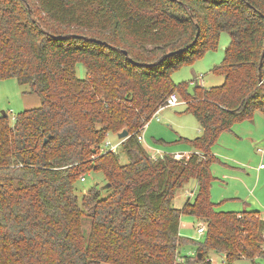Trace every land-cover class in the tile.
Returning a JSON list of instances; mask_svg holds the SVG:
<instances>
[{
  "label": "trees",
  "instance_id": "obj_1",
  "mask_svg": "<svg viewBox=\"0 0 264 264\" xmlns=\"http://www.w3.org/2000/svg\"><path fill=\"white\" fill-rule=\"evenodd\" d=\"M222 33L229 44L211 72L223 85H175L172 72L215 50ZM262 55L264 0H0V81L41 101L13 124L0 116V264L264 260L260 212H221L210 198L220 135L264 116ZM171 94L202 133L180 138L191 153L153 159L138 136ZM123 131L125 165L104 148ZM92 171L111 193L79 198L75 185ZM189 184L195 193L176 208ZM182 216L205 224L202 243L180 236ZM186 246L193 254H180Z\"/></svg>",
  "mask_w": 264,
  "mask_h": 264
},
{
  "label": "rangeland",
  "instance_id": "obj_2",
  "mask_svg": "<svg viewBox=\"0 0 264 264\" xmlns=\"http://www.w3.org/2000/svg\"><path fill=\"white\" fill-rule=\"evenodd\" d=\"M229 44V35L222 33L215 50L207 51L192 63H184L171 74L175 85L187 84L189 91L193 83L207 88L220 87L224 77L211 72L212 68L220 65L224 57V48ZM196 75V81L194 76ZM76 75L86 78L82 64L76 67ZM41 101L35 94L29 93L27 85H20L15 79L0 81V116L6 115L9 123L13 124L14 117L25 110L39 108ZM158 119V120H157ZM201 131L195 118L186 112L185 104L179 100L175 107H165L156 119H152L141 132L142 145L154 157L162 155L187 154L191 151L182 139L193 140L199 137ZM110 147L116 145L115 153L121 165L128 163L122 153L120 140L117 135L109 134L106 140ZM106 142V143H107ZM217 159L211 166L214 180L210 188L211 201L221 212H241L257 210L264 219V116L257 112L252 120L235 124L229 131L222 133L212 148ZM84 181H78L75 192L79 198L92 187L101 188V197H106L111 190L104 187L105 181L101 173L87 172ZM195 185L182 188L176 193L174 206L179 208L186 201L189 193H195ZM180 236L193 242L202 243L205 235L198 232L200 221L190 216H182ZM190 246L181 247V255L190 254ZM212 264H222L220 255H210ZM235 264H253L250 260L239 259ZM254 264H264V260H255Z\"/></svg>",
  "mask_w": 264,
  "mask_h": 264
},
{
  "label": "built area",
  "instance_id": "obj_3",
  "mask_svg": "<svg viewBox=\"0 0 264 264\" xmlns=\"http://www.w3.org/2000/svg\"><path fill=\"white\" fill-rule=\"evenodd\" d=\"M178 103H179V100H178L176 94H171V95L168 96V98L166 99L165 104H164L162 107H160V108L155 112V114L153 115L152 119H153V118L156 119L158 113H159L162 109H164L165 107H174V106L178 105ZM157 120H158V119H157ZM145 127H146V126H145ZM145 127H144V128H145ZM138 140H139L141 143L143 142V138H142L141 134L138 136ZM105 146L110 147V144L107 142V143L105 144ZM116 148H117V146H112L110 151L115 152ZM151 157H152L153 159L156 158V157H154V156H151ZM84 180H85L84 178H81V179H80V181H82V182H83ZM189 196L192 197V196H193V193H190ZM198 232H199L200 234H205V232H206V227H205V224H204V223H202V222L200 223V225H199V227H198ZM178 262H179V263H182L183 260H182V259H179Z\"/></svg>",
  "mask_w": 264,
  "mask_h": 264
},
{
  "label": "water",
  "instance_id": "obj_4",
  "mask_svg": "<svg viewBox=\"0 0 264 264\" xmlns=\"http://www.w3.org/2000/svg\"><path fill=\"white\" fill-rule=\"evenodd\" d=\"M172 1H174V0H172ZM74 37H76V38H83V39H85V37H80V36H74ZM60 38V37H59ZM63 37H61V39H62ZM89 41L90 42H93V43H97V44H103L100 40H97V39H89ZM123 53L125 54V55H127V53L125 52V51H123ZM170 56L172 55V54H169ZM264 55H262V57H263ZM127 132L126 131H123V132H121L120 134H118L117 135V138L119 139V140H124L126 137H127ZM106 188H109L110 187V185H106L105 186ZM201 257V255L200 254H197V258H200Z\"/></svg>",
  "mask_w": 264,
  "mask_h": 264
},
{
  "label": "crops",
  "instance_id": "obj_5",
  "mask_svg": "<svg viewBox=\"0 0 264 264\" xmlns=\"http://www.w3.org/2000/svg\"><path fill=\"white\" fill-rule=\"evenodd\" d=\"M194 76V78H195V74L193 75ZM175 107V106H174ZM186 107V106H185ZM199 129H200V131H201V128L199 127ZM201 133H202V131H201ZM201 135V134H200ZM114 146H116V145H114ZM192 152V150L189 152V153H191ZM189 153H187V154H189ZM151 155V154H150ZM183 205V204H182ZM179 208H181V207H179ZM181 223H182V225H184V222H182V221H180V225H179V234H180V228H181ZM191 254H193V252H192V250H190V254L189 255H191ZM210 260H211V258H210Z\"/></svg>",
  "mask_w": 264,
  "mask_h": 264
}]
</instances>
